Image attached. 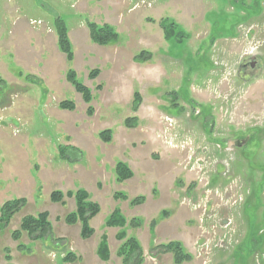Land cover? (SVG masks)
<instances>
[{"label": "rangeland", "instance_id": "374dc122", "mask_svg": "<svg viewBox=\"0 0 264 264\" xmlns=\"http://www.w3.org/2000/svg\"><path fill=\"white\" fill-rule=\"evenodd\" d=\"M58 17L68 27L72 62L59 48ZM163 20L174 24L177 40H165ZM89 22L110 25L118 42L93 43ZM234 36L240 39L232 44L218 40ZM258 41L263 71H249L241 82V53L256 51ZM143 52L151 59L137 62ZM70 71L91 90V104L67 81ZM0 81V209L26 200L0 231V264H123L121 229L106 225L115 212L143 249L142 264H174L173 253L156 249L173 241L191 255L183 264H264V0H0ZM175 91L192 93L198 103L215 101L211 136L183 98L176 99L185 108L177 127L164 125ZM63 101L75 110L61 109ZM106 130L109 143L99 138ZM232 137L248 143L228 156L218 144ZM120 162L134 175L123 183L116 178ZM78 190L101 208L87 240L80 223L65 222L76 210L74 198L51 201L55 191ZM120 193L128 199L115 198ZM138 197L145 202L132 205ZM42 212L49 213L52 236L23 233L15 242L22 219ZM133 218L140 228L130 227ZM102 236L107 262L98 255Z\"/></svg>", "mask_w": 264, "mask_h": 264}, {"label": "trees", "instance_id": "16d2710c", "mask_svg": "<svg viewBox=\"0 0 264 264\" xmlns=\"http://www.w3.org/2000/svg\"><path fill=\"white\" fill-rule=\"evenodd\" d=\"M163 30L165 32V39L171 41L175 39L176 35H173L174 24L170 23L168 25V20L162 21ZM170 26V27H169ZM55 28L58 35L59 48L62 53H64L69 62H72L74 59V52L68 36V27L63 18L58 17L55 20ZM88 29L90 31V38L93 43L100 46H107L110 44H115L118 42V34L115 30L108 24L99 25L94 22L88 23ZM177 40V39H175ZM151 59L150 53L143 52L141 55L137 56L136 61L140 63L147 62ZM99 75L98 70L92 71L90 77L96 79ZM67 81L74 87V89L82 95L83 100L86 104H91L93 100V94L91 90L81 83L77 74L74 71H70L67 76ZM3 81H0V85ZM141 103V97L139 93L135 94L134 98V109L137 110L139 104ZM60 108L67 111H74L75 104L72 101H63L60 104ZM88 113L93 114V109L90 107ZM137 118H129L126 120V125L129 128L135 126ZM111 131L106 130L99 134V138L104 143L111 142ZM75 149V148H74ZM68 148L61 147L60 155L62 158H68L66 153ZM76 153H79L82 156V153L75 149ZM81 159V157H80ZM133 172L131 169L124 163H118L116 166V178L118 183H123L129 179L133 178ZM74 198L76 210L65 217V222L68 225H75L77 223L81 224V238L89 239L94 235V229L90 225V221L96 217L100 212L101 208L96 203L90 200L89 194L84 190H78L77 192H68L66 195L61 191H55L51 194V201L53 203H62L65 197ZM117 199L127 200V196L123 193L117 194L115 196ZM145 202L144 197H138L132 201V205H141ZM26 205L25 199H14L7 201L3 204L0 209V231L3 228L8 226V223L12 217L20 211ZM125 218L118 212H115L111 215L106 225L108 227L120 228L121 231L117 235L118 240L122 242L121 248L119 251L120 256L123 257V264H142L144 261V253L140 244L134 237H127L126 231L124 230L126 226ZM130 227L134 229L140 228L141 220L139 218H133L130 223ZM156 225L155 222L152 223V227ZM27 233L32 239L40 240L52 236V224L49 222V213L42 212L37 216H27L24 217L21 221L20 228L12 232V238L15 242L21 240L22 234ZM101 243L98 248V255L103 262H107L110 259L109 248L107 245L106 236L101 237ZM24 245L19 244L18 249L20 251L24 250ZM157 252L164 253H173L174 255V264H183L191 260V255L187 254L184 251L183 246L179 242H170L166 245H159ZM10 253L6 255V260L10 261ZM72 255H68L66 260L71 261Z\"/></svg>", "mask_w": 264, "mask_h": 264}, {"label": "flooded vegetation", "instance_id": "af4514ba", "mask_svg": "<svg viewBox=\"0 0 264 264\" xmlns=\"http://www.w3.org/2000/svg\"><path fill=\"white\" fill-rule=\"evenodd\" d=\"M243 26L242 25H239V27H238V33H240L239 29L241 27H243ZM257 29H258V27H257ZM257 29H256V31H257ZM239 39H240V37L234 36V37H231V38L227 37L225 39L223 37L222 39L219 38L218 40H225L227 42L229 41V43L232 44V42H234L236 40H239ZM217 41H215L212 44V46L217 45L216 44ZM261 44H262V42L258 41V47L256 48V51H252L251 53H248V51L245 50V48H246L245 47L244 48L245 52H242L241 53L240 61L238 63L239 64L238 71H239V74H240V80H241V82H244L245 83L246 81L249 80L247 78L249 76L248 75L249 71H251L252 73H254V72H260L261 73L263 71V66L261 64V57L263 56V53L260 51L261 49H263V46H261ZM234 54L235 55H239V53H237L236 51L235 52L234 51L232 52V50H229L228 55L234 56ZM220 65H223V64H220ZM211 72H213L214 77H215V71L214 70H211V71H209L207 73H211ZM197 77H199V76H196L195 82H197ZM251 79H253V78L251 77ZM208 84H211V86H212L214 84V82L212 80H210V82ZM240 91L241 90H239V92ZM233 92L236 93L235 90ZM227 94H229V90L227 91ZM173 96H174V98H173ZM191 96H192V93H191ZM191 96L185 98L178 91H175V92H173L172 95H170V97L172 98V101L174 103L173 104L174 107L171 108V109H169L168 113L163 114V122H164V125H166L167 123H170L171 125H173V123H175L176 126H174V127L175 128L177 127V124H176V121L178 123V118L177 117H178V115L181 114V112L185 108H183L182 105H179L178 104L179 102L176 99L177 98H183L188 103V106H190V108L192 107V109H193V115L195 114L198 117L197 118V121H199L202 124V126H203L204 130L206 131V133L211 136L212 135L211 134L212 133V129H213V126H214L215 121H216V117H215V114H214V112H215L214 110L216 109V103H215V101L213 99L208 100L205 103H200V102L198 103V102L192 100L191 99ZM252 97H253V95L252 96L250 95V98H252ZM172 109H175L176 110V112H177V115L176 116H173V115H171L169 113L170 110H172ZM258 110H259V113H260L261 112V108H259ZM165 128L167 129V127H165ZM229 128H230L228 130L229 132L230 131H233V129H232V127L230 125H229ZM245 129H242V130L240 129L239 131H235V132L236 133L242 132ZM236 133H234V137H235V134ZM230 136H231V134H230ZM234 137H232L230 139L227 138L226 141H222L221 144H218L217 143L220 146L219 147L220 150H222L228 156L234 155L233 153H235V152L238 153L237 150L243 148L248 143V140L246 138H239V139L236 140ZM188 143L189 142H187V141H184V143L180 142L181 148L184 149L185 148V145L188 144ZM243 158H245V157H243ZM219 167H222V165H220Z\"/></svg>", "mask_w": 264, "mask_h": 264}, {"label": "crops", "instance_id": "0c3cea01", "mask_svg": "<svg viewBox=\"0 0 264 264\" xmlns=\"http://www.w3.org/2000/svg\"><path fill=\"white\" fill-rule=\"evenodd\" d=\"M146 63V62H145Z\"/></svg>", "mask_w": 264, "mask_h": 264}]
</instances>
